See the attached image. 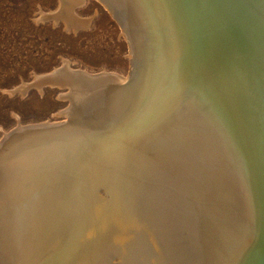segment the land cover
<instances>
[{
	"label": "water",
	"instance_id": "95a60500",
	"mask_svg": "<svg viewBox=\"0 0 264 264\" xmlns=\"http://www.w3.org/2000/svg\"><path fill=\"white\" fill-rule=\"evenodd\" d=\"M119 1L131 12L132 29L143 40L146 74L150 81L146 86L147 97L143 102L139 101V107L132 110L124 123L113 128L106 124L99 126V122L93 133H88V137L84 135L82 140L78 138L77 145L69 148L70 164L74 163L76 169H93V173L98 174L88 176L84 182H78L75 175L62 186L66 190L62 200L68 202L74 199L73 195H78L77 201L83 205L74 208L67 228L57 238L58 244L65 245L68 259L76 264H141L140 256L157 250L153 247L159 228L151 215L172 190V184L175 185L171 175L163 176L181 166L192 174L194 170L199 172L207 182L232 187L234 180L238 182L243 178L223 164L224 158L228 157L234 166L247 174L245 168L252 169L250 160L253 156L247 157L245 146L252 151L264 140V19L255 23L256 28L249 21V16L256 20L264 16V0H186L188 8L182 6L185 0ZM245 5H248L247 12ZM111 14L119 22L114 13ZM257 25L262 28V37L258 30L254 37ZM189 29L194 32L193 36ZM208 38L217 44L218 50L212 52L207 46V55L199 59L195 54L201 50V44H208ZM67 118L68 125L76 123L77 132L86 134L84 129L89 125L86 117ZM168 121H171L172 130L182 131L176 137L179 142L175 147L195 140L204 144L212 136L216 138L219 142L213 144L221 153L219 161L214 162L217 170L210 171L209 166H204L209 161L192 158L193 153H189L192 157L186 153L179 157L180 154L173 152L168 154L167 167L150 163L152 176L138 182V179L130 181L129 176L126 179L122 175L121 163L110 169L114 163L108 154L111 162L104 161L106 165L97 160L98 151L109 150L112 145L115 152H122L125 149H121V141L123 145L125 142L134 144L142 133L147 135L144 141L147 144L150 138L152 142L153 138H170L165 135L167 128H161L167 126ZM238 123L243 131L237 128ZM177 131L172 132L177 134ZM239 133H244L243 140ZM104 145L107 148L104 149ZM258 162L261 173L264 156L259 157ZM251 176L254 177L260 221H254L255 225L253 222L256 242L244 264H264V188L261 185L257 189L255 176ZM263 176L260 179L264 182ZM122 179H126V183ZM130 183L139 185L137 195L129 192ZM205 187L208 189V184ZM240 187L243 196L251 200V188L246 183ZM124 195H132V198ZM135 198L139 202L131 203ZM117 216L123 219L117 221Z\"/></svg>",
	"mask_w": 264,
	"mask_h": 264
},
{
	"label": "bare ground",
	"instance_id": "6f19581e",
	"mask_svg": "<svg viewBox=\"0 0 264 264\" xmlns=\"http://www.w3.org/2000/svg\"><path fill=\"white\" fill-rule=\"evenodd\" d=\"M69 1H71V3L74 2L75 5L83 2V0ZM100 1L103 2L105 6L108 5L109 7L107 8H110L111 13H114V15L118 18L119 24L127 35L133 48L134 55H132L134 57L131 64L130 81L127 85L123 86L122 84L125 78L122 79L118 76L108 75L92 76L82 71H70L68 68H63L57 71L55 70V72L49 75L37 77L36 85L38 83L39 85L41 83H50L52 85L68 86L71 90L70 97L72 99H74L73 93H75V99L77 98V100H79V97L81 101L82 99H86L84 100L86 102L84 107L87 108L90 106V108H93L98 112V114L109 115V118L101 120L100 126L106 124V126L109 125L114 128L124 123L131 116L132 110L139 107V101L143 102V98L147 97L146 93L148 92L146 91V86L149 85L148 81L150 80L146 74L148 70L147 65L144 62L146 54H143V40L139 38L137 33H135L136 31L132 29L131 22L129 20L132 16L131 12H129V10L123 6L119 0ZM188 4L189 3L185 0L182 6L188 8ZM245 7L247 12L249 10L248 5H245ZM240 15L242 17L244 16L243 13ZM249 17L251 18L249 21H251L254 26L255 23H260V21L264 19V16L259 17L260 19L257 20L255 17L253 19L252 16ZM257 30L259 37H262V28L258 25L255 30L254 37H257ZM190 32L193 36L194 32L189 29V34ZM208 40L209 41L206 46L201 44V50L196 52V54L194 53L199 59H201L202 56H205L206 52L209 51L208 48H210L212 52H217L218 50L217 44L209 38ZM118 83L119 85L115 88L114 86ZM112 88L117 90L111 91ZM22 89L24 90V87ZM77 91H80V93H86V95L79 94ZM156 97L157 94L155 98ZM148 98H150V96ZM145 103L146 102L144 101V104ZM70 115L72 118L81 117L80 113L79 115H76V108L74 106H72ZM110 118L111 120H109ZM170 122L171 121H168V123L166 122L167 126L161 128H167L166 130H168V133H165V135H168L171 139L158 138V141L153 138L154 142H152L150 138L148 140L149 144H147V142H144L147 135L145 136V133H142L141 137H138L139 139H137V142L141 143L144 149L137 146V148H133L135 149L133 150L131 148L132 146H135V144L131 143L128 146L125 142L123 145V141H121L119 144H121L122 150L125 149L124 151L117 153L115 152V148L111 145L109 150L107 149L103 152L98 151L97 160L100 159V164L104 166L106 165L105 162H111L112 159L114 166H110V169H114L115 165L118 166V164L121 163V167L123 169L122 175L126 176V179L128 178L127 176H129V180L132 181H134V178L138 179V182L141 179L144 181L148 176H152V172L150 171L153 169H150L152 168L150 163L155 162L162 164V166H168L166 165V162L170 161V157L168 155L166 159H161L159 156L152 154L154 151L159 150L161 152H166L167 154L173 152L178 153L180 154L179 157L183 153L192 157L189 153H193L194 156L192 158L200 157L209 161L207 164H204V166H209L210 171L214 172L215 169L217 170L214 162L216 160L219 161L218 158H220L221 153L218 151L219 148H216L214 144L219 141L212 136V138L204 144H199L200 141L195 140L184 144L179 143L180 145L175 147L174 145L179 142L176 140V137L178 138V135H180L182 131L172 130L170 127L172 124H170ZM75 124H73V126L70 124L62 126L64 127L63 129L56 128V125H31L21 127L11 135L7 136L6 139L0 143V201L1 196L3 195H6V199H8L4 210L10 206L9 208H11V213L17 212L20 208L19 204L21 203L19 199L26 196V187L28 185L30 186L31 183H33L32 185H38V187H41V191L44 192L47 198L51 199L56 207H59L60 209L66 208L71 204L73 206V204L81 203L80 201H77L79 200L78 195H73L72 198L74 199H70L68 202H66V200H62L66 197V190L62 189V186L64 187L65 183L68 182V179H74L73 177L75 175L78 177V182L81 180L84 182L88 176L95 177L98 174L93 173V169H82V167L76 169L74 163L70 164L68 161L69 157L67 155L71 152L69 151V148L71 150L69 142L56 145L58 142L56 141L57 138L64 139L67 138L69 134L74 133V131H78ZM240 126L241 125L238 123L237 128L243 131ZM93 130H95V128L91 129V131L89 130L87 134L93 133ZM172 131H177V134H174ZM238 135L243 140L244 133H239ZM127 141L129 142L130 140ZM50 144L53 145L51 146ZM123 146L124 148H122ZM237 147L239 146L237 145ZM105 148H107V146L104 145V149ZM245 149L248 158L249 155H251L250 158L253 156L252 160H250L252 169L245 168V171L248 172L247 174H245L244 171L242 172L240 168L234 166L228 157L224 158L223 164L227 165L235 175L243 178H239L238 182L237 180H234V185L232 184V187L228 184L223 185L219 182H214L215 184L207 182L208 180L204 179L205 176L199 172H195L194 170L192 174L188 172L185 167L178 166L177 164L179 172L187 179L192 177L191 180H182L179 183L175 182V185L172 184V190H169L167 195L165 194L167 197L162 200L160 204H158L155 214L151 215V218L157 220L155 224L159 228L158 232L165 231L168 233L166 234L168 236L165 237L171 242L172 246L169 242V252L162 246V242L160 241L161 238H159V232L156 244L153 247L154 251L155 249L157 250L153 253H149L148 251V254H145L144 257L140 256L139 260L141 264H244L249 251H251L253 244L256 242L257 232L254 227L255 222L257 223L260 221L255 202L257 196L255 195L254 190V177L251 175L255 176L257 189H260L261 185L262 188H264V182L260 179L261 175L264 174V170L263 172L261 171V173L258 170V159L259 157L262 159L264 156V140L259 141L258 147L255 146L252 151L246 146ZM58 150H60V154L58 155H63V157L60 158L58 165L54 169H46V167H44L45 163L43 164V162H47L48 160L53 161L52 154L56 151L58 152ZM247 151H250L251 154ZM107 154L111 157V159L108 158ZM152 157L155 160L154 162L150 161L153 159ZM69 160L72 161L71 158ZM38 164H40L41 167L43 166L45 169H42L43 173L31 176L29 180L26 179L25 182H21L27 174H31V172H34L37 169L35 166ZM202 172L205 173L204 169ZM159 174L161 176L163 175L162 173ZM212 178L214 179L213 176ZM126 179H122L124 183H126ZM214 181L216 180L214 179ZM245 183L251 188V200L243 196L240 185ZM206 184H208V189L205 187ZM89 189L91 193L93 191L92 187L90 186ZM205 189H207V191ZM130 191L136 193L137 195L140 190L137 189V191H135V189L130 188L129 192ZM131 196L127 197L130 199ZM123 197L127 198L125 195ZM135 199L136 200L131 201V203H135L136 201L139 202L138 198ZM206 200L212 201V207H210V209L207 208L208 213H212L211 218L204 217L203 215H192L187 220L183 217L185 216L187 210H182L180 212L179 208L181 206V202L184 204L197 205L201 204L199 201L206 202ZM8 201L9 203L7 204ZM10 203L11 205H9ZM185 208L186 205L184 209ZM20 209L22 211L24 210L22 208ZM5 212L7 216L9 210H6ZM231 212H234L233 214L236 216L230 214ZM230 215H232V217ZM117 217L118 221L123 219L121 216ZM252 217L254 219H252ZM178 219L181 223H179ZM207 220L209 221L207 222ZM204 221H206V223ZM196 223L200 225L195 227ZM4 252L5 250L3 253ZM1 258L4 259V261H7L6 258L8 257L3 255Z\"/></svg>",
	"mask_w": 264,
	"mask_h": 264
},
{
	"label": "rangeland",
	"instance_id": "374dc122",
	"mask_svg": "<svg viewBox=\"0 0 264 264\" xmlns=\"http://www.w3.org/2000/svg\"><path fill=\"white\" fill-rule=\"evenodd\" d=\"M132 54L134 55L133 48L127 35L100 0H83L77 5L69 0H0V143L21 127L56 125V128H60L68 125L67 116L71 117V109L74 106L76 115L80 113V118L86 117L89 121L86 130L84 129L86 134L74 131L67 138H57L56 145L64 142H69L71 147L77 145L78 138L84 139V135L88 137L87 132L99 122L100 126L101 120L109 118V115L98 114L90 106L84 107L86 99H75V93L72 99L68 86L50 83L36 85L37 77L68 68L70 71H82L92 76L125 78L122 82L124 86L130 81L134 57ZM118 85L119 83L114 87ZM116 90L112 88L111 91ZM76 129L79 130L77 127ZM80 130L82 131L81 128ZM134 144L131 149L137 146L143 148L139 142ZM58 154L60 150L52 154L53 161H42L46 169H54L57 166L63 157ZM152 154L161 159H166L168 155L160 150ZM150 161L155 160L153 158ZM35 167L37 169L27 174L21 182L43 173V166L38 164ZM177 170L166 173L163 177L171 175V179L178 183L191 180ZM32 184L26 187V196L19 199V207L24 209L23 211L19 208L17 212L11 213L9 206L6 216L4 208L8 199L4 193L1 196L0 264H76L68 259L65 245L62 242L58 244L57 238L67 228L74 208L78 204L79 207L83 206L82 203L60 209L47 198L41 187ZM129 186L128 189H139V185L132 186L130 183ZM199 202L201 204L197 205L180 203V212L187 210L183 216L185 219L188 220L192 215L211 218L212 213H208L207 208L212 207V201ZM115 218L118 221V217ZM178 221L181 223L179 219ZM199 225L196 223L195 227ZM159 232L162 246L169 252L170 241L166 238L168 233ZM170 245L172 246L171 242ZM113 251L111 253H114ZM3 255L8 257L7 261L1 258Z\"/></svg>",
	"mask_w": 264,
	"mask_h": 264
}]
</instances>
